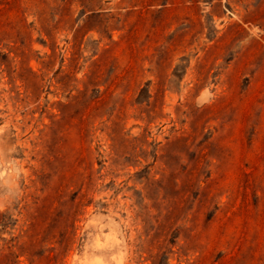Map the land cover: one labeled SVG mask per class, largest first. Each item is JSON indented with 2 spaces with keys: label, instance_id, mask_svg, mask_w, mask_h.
<instances>
[{
  "label": "rangeland",
  "instance_id": "obj_1",
  "mask_svg": "<svg viewBox=\"0 0 264 264\" xmlns=\"http://www.w3.org/2000/svg\"><path fill=\"white\" fill-rule=\"evenodd\" d=\"M0 264H264V0H0Z\"/></svg>",
  "mask_w": 264,
  "mask_h": 264
}]
</instances>
